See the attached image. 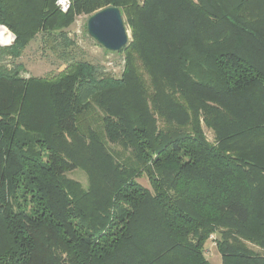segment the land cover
<instances>
[{
	"label": "trees",
	"instance_id": "trees-1",
	"mask_svg": "<svg viewBox=\"0 0 264 264\" xmlns=\"http://www.w3.org/2000/svg\"><path fill=\"white\" fill-rule=\"evenodd\" d=\"M56 2L0 0V264H264V0ZM108 7L120 77L2 64Z\"/></svg>",
	"mask_w": 264,
	"mask_h": 264
},
{
	"label": "rangeland",
	"instance_id": "rangeland-1",
	"mask_svg": "<svg viewBox=\"0 0 264 264\" xmlns=\"http://www.w3.org/2000/svg\"><path fill=\"white\" fill-rule=\"evenodd\" d=\"M88 19L89 16L86 15L77 16L69 25L70 27L64 31V35L55 37V41L39 35L19 58L14 60L8 56L2 64L8 71L18 69L25 78H44L57 76L70 64L83 61L92 64L104 75L120 77L125 67V55L120 52H110L90 38L87 31ZM127 30L130 39L131 31L128 25ZM7 36H11L10 42L0 44V49L14 43L15 37L8 30ZM205 130L206 137L212 140V133ZM67 176L80 182L85 188L88 186L87 175L81 169H74L67 173ZM140 182L148 186L146 179L143 178ZM217 238L218 236L211 237L205 246L206 257L211 264L222 263V257L216 245Z\"/></svg>",
	"mask_w": 264,
	"mask_h": 264
},
{
	"label": "water",
	"instance_id": "water-1",
	"mask_svg": "<svg viewBox=\"0 0 264 264\" xmlns=\"http://www.w3.org/2000/svg\"><path fill=\"white\" fill-rule=\"evenodd\" d=\"M120 10L108 7L97 11L87 21L89 37L110 52H120L129 43L127 24Z\"/></svg>",
	"mask_w": 264,
	"mask_h": 264
},
{
	"label": "built area",
	"instance_id": "built-area-1",
	"mask_svg": "<svg viewBox=\"0 0 264 264\" xmlns=\"http://www.w3.org/2000/svg\"><path fill=\"white\" fill-rule=\"evenodd\" d=\"M73 4V0H57L56 6L62 13H67L70 11Z\"/></svg>",
	"mask_w": 264,
	"mask_h": 264
},
{
	"label": "bare ground",
	"instance_id": "bare-ground-1",
	"mask_svg": "<svg viewBox=\"0 0 264 264\" xmlns=\"http://www.w3.org/2000/svg\"><path fill=\"white\" fill-rule=\"evenodd\" d=\"M11 36H7V30L4 28H0V44H5L7 42H10Z\"/></svg>",
	"mask_w": 264,
	"mask_h": 264
}]
</instances>
